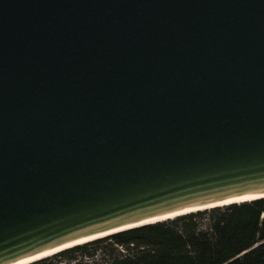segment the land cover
<instances>
[{"label": "water", "instance_id": "95a60500", "mask_svg": "<svg viewBox=\"0 0 264 264\" xmlns=\"http://www.w3.org/2000/svg\"><path fill=\"white\" fill-rule=\"evenodd\" d=\"M258 197L264 0H0V264Z\"/></svg>", "mask_w": 264, "mask_h": 264}, {"label": "trees", "instance_id": "16d2710c", "mask_svg": "<svg viewBox=\"0 0 264 264\" xmlns=\"http://www.w3.org/2000/svg\"><path fill=\"white\" fill-rule=\"evenodd\" d=\"M26 264H264V197L131 227Z\"/></svg>", "mask_w": 264, "mask_h": 264}, {"label": "bare ground", "instance_id": "6f19581e", "mask_svg": "<svg viewBox=\"0 0 264 264\" xmlns=\"http://www.w3.org/2000/svg\"><path fill=\"white\" fill-rule=\"evenodd\" d=\"M162 218V217H161ZM152 220H155V219H152ZM52 252V251H51ZM51 252H47L46 254H48V253H51ZM42 255H45V254H42ZM41 256V255H40Z\"/></svg>", "mask_w": 264, "mask_h": 264}]
</instances>
